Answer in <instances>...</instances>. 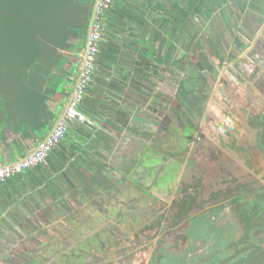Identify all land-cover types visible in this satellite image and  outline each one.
<instances>
[{"label": "flooded vegetation", "instance_id": "obj_1", "mask_svg": "<svg viewBox=\"0 0 264 264\" xmlns=\"http://www.w3.org/2000/svg\"><path fill=\"white\" fill-rule=\"evenodd\" d=\"M129 1L112 0L100 18L83 95L97 69L109 62L104 76L115 79L135 53L143 17ZM163 1L171 35L155 77L141 82L156 88L159 108L153 119L148 109L138 115L150 120L142 144L160 152L146 159L138 189L126 183L97 224L65 239L60 264H264V0H189L183 20L173 15L179 1ZM166 103L187 122L163 112Z\"/></svg>", "mask_w": 264, "mask_h": 264}, {"label": "crops", "instance_id": "obj_2", "mask_svg": "<svg viewBox=\"0 0 264 264\" xmlns=\"http://www.w3.org/2000/svg\"><path fill=\"white\" fill-rule=\"evenodd\" d=\"M117 1L126 6L130 3L129 0ZM137 1L140 0H134L133 3L136 5ZM177 1L182 6L177 5L173 15L180 16L183 20L190 13V9L185 6L190 1ZM16 4L14 11L17 16H11L9 19L8 35L7 33L3 35L6 39L0 44V165L18 162L30 152L37 150L47 135L55 129L63 110L71 103L75 92L74 86L83 68L82 55L88 40L87 34L96 0H23L22 2L16 0ZM196 4H199V1H196ZM122 5L118 4L119 8L116 7L118 8L116 10L126 9ZM173 20L174 18H171V21ZM142 44L145 47L148 45L147 47L156 48L153 42ZM167 50V57L171 58L170 49ZM75 51L79 56L72 57ZM159 56H156L155 61H150L148 66L145 65L149 69H146V72L151 77L156 75L155 71L160 64ZM131 59L130 62L129 55L125 57V65L120 68L122 71L119 70L113 76L115 79H111L114 81L113 84L119 85L117 82L125 76L127 77L124 78L123 83L141 84L143 80L136 79L134 68L140 69L143 64L140 57L136 60L134 57ZM108 66L109 62L105 67L97 69L96 73L98 74L99 70L105 79L104 74L106 75ZM4 69L6 71H3ZM4 74L7 79L4 78ZM139 74L141 76V71ZM95 75L91 87L99 89L104 84L95 81ZM111 80L108 79L109 84ZM104 81L106 82V79ZM137 89L136 87L135 90ZM107 90L106 103L107 105L109 103L111 108L107 110L109 113H105L101 124L111 129L115 127L114 122L119 120L115 112L118 105L115 103L122 89L115 87ZM125 93L127 95L122 93L119 99L123 100V108L130 111V103L136 104L135 101L138 100L136 98L140 93L134 92L133 97L128 94L129 92ZM154 99L151 101L154 110L150 109L152 119L159 108ZM163 112H168L167 105L163 106ZM122 113L124 120L120 121L123 124L121 126L124 134L137 133L139 127H144V122L138 118V114ZM126 137L130 139V135ZM63 139L64 143L61 142L58 147L61 151L65 149V145L75 148L79 164L76 166L70 161L60 167L55 180L60 193L58 195L53 193L54 198L49 195L48 191L51 190H43L44 188L40 191L36 190L33 197L28 199V203L23 201L17 203L18 207L12 209L13 215H0V264H21L20 262L26 261L32 251L41 249L42 252L47 253L50 245L57 251L60 250L59 253H63L58 247H63L65 243L61 230V226L65 225L62 220L42 216V210L57 196L60 198V194H63L71 199L75 208L81 211L80 215L83 219L95 216L96 211L93 209L95 198L109 195L115 185L103 176L101 169L108 166L111 168V173L113 170L119 180H123L126 173H132L133 168L127 165L128 159L131 163L133 158L129 152L132 148L130 140H118L115 143L112 153L108 156L111 162L107 164L94 160L88 152L78 154L81 148L76 146V138L73 134ZM5 145L16 146L17 149L7 154L3 150ZM53 158V160L59 159L58 154ZM83 166H88L93 173L89 174L82 168ZM29 170L30 167L17 172L20 174L18 178L9 177L4 182L0 188V198L3 197L4 202L17 201L18 195H27L29 189L31 191L34 189L32 180H27L26 173ZM79 177L87 180L88 185L81 184ZM123 188V185L114 188L115 193L119 194ZM72 196H75V199ZM80 196L82 200L79 199Z\"/></svg>", "mask_w": 264, "mask_h": 264}, {"label": "water", "instance_id": "obj_3", "mask_svg": "<svg viewBox=\"0 0 264 264\" xmlns=\"http://www.w3.org/2000/svg\"><path fill=\"white\" fill-rule=\"evenodd\" d=\"M169 2V0H167ZM138 3L135 5L130 6L129 9L130 11L134 12L135 14L140 15L143 17L142 24L137 23V25L140 26L139 32H141L140 38H138V41L136 44H134L135 47V53L134 55H129L130 57V62L132 61V57H134V60H136L138 57L141 59V64L143 66L140 68V70L135 67L134 68V74L136 75V79L138 81L145 80L146 77H142L147 74V69L145 65L148 66L150 64V61H155L157 53L159 52V48L161 45L165 44L163 41L167 35H171V26H173V23L171 21V18L166 16V11L168 8H165L166 5L170 6L169 3L163 1V0H140L137 1ZM100 0H96V5L94 7L93 11V17L90 22V27L89 31L87 34V43L90 40V34L92 32L93 28V23L94 19L96 16V10L99 6ZM176 3V1H174ZM125 9V8H124ZM166 9V10H165ZM126 12H128V8L126 7ZM157 10V11H156ZM125 13V11H124ZM127 20V18H126ZM127 22V21H126ZM172 24V25H171ZM113 37L114 35H118V33L113 32ZM138 36V35H135ZM121 39L124 40V37L121 36ZM154 43L156 45V48H150V47H145L144 44L142 43ZM85 47V51L82 55L83 57V62H82V67L85 65L86 58L88 57L89 53V45ZM110 45H107V48H109ZM123 53V52H122ZM79 56V53L77 51L73 52V56ZM70 57V56H69ZM122 59V58H121ZM156 63V62H155ZM147 69V70H146ZM132 71V70H131ZM140 71H141V76H140ZM138 72V73H137ZM95 81L101 82L104 85L100 87L99 89L97 87H88V90L85 92L83 95L81 101L78 103V107L81 111H83L87 119H90L91 122L89 121H82L79 120L78 118H74L68 121L67 124V131L66 134L63 138H65L67 135L73 134L76 138L75 144L76 146L81 148V151L78 152V154H85V152H88L90 156L97 161H100L102 163H107L109 164L111 161L108 160V156L110 153H112L113 148L115 143L118 140H124L126 135H130V141L132 144V148L129 151L130 154L133 156L130 167H132V173L136 176L132 177L131 171H128L131 173H126V177L123 180H119L118 176L116 173L112 170L111 173V168L106 166L105 168L101 169V173L103 176H105L107 179H110L115 185L113 186V190L110 191L109 195L107 196H99L95 198V203H94V210L100 214V216L96 215L88 217L87 219H83L80 216L81 211L71 203V199L68 198L67 196H64L63 194H60V198L57 196L53 201H51L50 205H48L46 208L42 210V216L48 217L49 219L53 220H62L63 224L65 225L64 227L61 226V230L63 231L62 236L67 239V242H73V237H76L80 234H82L85 231L90 230L93 225L100 220L101 215H105L103 211H105V203L108 201V198L112 195L117 196L115 194V189L118 186L123 185L125 186L126 183H130L133 185L135 188L138 189L139 184V178H138V173L142 170V167L144 166V163L146 159L149 157H155L158 155L160 152L156 146L152 143H148L146 146L142 144L143 141V130L144 127H139L137 129V133L135 132H130L125 134L122 132V122L120 120H124V116L122 115V112H130V113H135L143 117L144 110L149 111L150 109L154 110L151 101L156 97V88L153 87L151 89L150 87L142 86L141 84H125L123 83L124 81L117 82L119 85L113 84V87H119L122 89L121 94H118L117 96L120 98L122 96V93L127 95L125 92H129L131 97H133L134 92L135 93H140L135 101V103H130V111L124 109L123 105V100L117 98L116 101L118 105L116 116L118 117V121L114 122L115 127L111 129H107L105 125L101 124L103 119L105 118V113H109L107 110L111 108L109 106V103L107 105L106 103V90L110 86L108 78L105 77L106 82L104 81L105 79L102 77V74H98L95 72ZM80 81V80H79ZM77 82V84L79 83ZM77 84L74 86L76 89ZM124 84L126 85L124 87ZM107 86V87H105ZM136 87L138 88L137 90ZM74 89V91H75ZM139 90V91H138ZM73 91V92H74ZM71 103H69L68 106L63 110L64 112L61 114L62 117L65 116L67 108L70 106ZM167 104V109L168 112H170L173 116L179 117L181 120V124H185L187 122V119L184 117V115H187V112L185 109H183L180 106H175L172 107L173 110H170L171 105ZM55 113V111H53ZM120 113V114H119ZM56 114V113H55ZM120 115V116H119ZM148 116V115H147ZM151 117V114L149 115ZM122 119H121V118ZM185 119L186 121H183ZM120 121V122H119ZM150 120L148 121H143L145 124H148ZM185 122V123H184ZM152 123V122H151ZM58 124V123H57ZM56 124V125H57ZM152 126V125H151ZM129 131V130H128ZM152 134L153 132L150 131ZM153 137V135H152ZM151 137V138H152ZM61 139L59 144L63 142L64 139ZM148 139H151L150 137H147ZM70 139V137H69ZM71 140V139H70ZM66 142V141H65ZM64 143V142H63ZM72 143V141H71ZM58 144V146H59ZM62 144V143H61ZM60 144V145H61ZM56 147L53 149L50 154L47 156L45 162L38 164L37 166H32L30 167V170L26 173L27 180H32L34 189L32 191L29 189L27 191V195H18L17 201H10V202H4L5 199L1 197L3 200H0V215H8L12 214L13 215V210L14 208L18 207L17 203H20L21 201L28 203V199L33 197L34 191L36 190H51L48 191L49 195L51 198H54L53 193L58 195L60 193L59 188L55 185V180H56V175L60 171L61 166H65L68 162H73L77 166L79 163L77 161V154H76V149L73 147H70L69 145H65V149L63 151L60 150L59 147ZM16 146L8 147L4 146L3 150L7 154H11L16 150ZM57 160H53L54 156H57ZM53 156V157H52ZM165 156V154H164ZM108 160V161H107ZM130 162V159H128ZM77 162V163H76ZM0 165V167L5 166ZM116 168V166L114 165ZM84 170L88 171L89 174H92L93 172L88 168V166H83L82 167ZM135 168V169H134ZM20 176L19 173L13 174L11 177L16 179ZM10 177V178H11ZM34 180V181H33ZM79 181L83 185H88V181L85 180L84 178L82 179L79 177ZM127 187V186H125ZM54 190V191H52ZM125 188L121 189L119 192V196L122 193L121 191H124ZM1 196V195H0ZM75 199V196H72ZM82 196L79 197L80 200ZM0 198V199H1ZM77 200V199H76ZM167 218V215H165L164 220ZM83 219V220H82ZM163 220V221H164ZM94 223V224H93ZM64 239V240H65ZM50 245V244H49ZM48 245V246H49ZM63 251L64 249V244L63 247H58ZM59 251L56 250V248H53V246L50 245V248H47V253L44 251L42 252L41 249H38V251L34 252L32 251L27 260H23L20 263L21 264H60V261L63 257V253H59Z\"/></svg>", "mask_w": 264, "mask_h": 264}, {"label": "built area", "instance_id": "obj_4", "mask_svg": "<svg viewBox=\"0 0 264 264\" xmlns=\"http://www.w3.org/2000/svg\"><path fill=\"white\" fill-rule=\"evenodd\" d=\"M111 5L112 0H100L99 6L96 10L92 32L90 34V48L88 53L89 58L86 60L85 67L81 75V80L76 86L71 104L67 108L65 116L58 121L55 129L47 135L37 150L30 152L18 162H11L3 167H0V188H2L4 182L13 174L22 172L29 167L37 166L38 164L45 162L50 152L58 146L60 140L65 136L69 120L78 118L82 121L91 122L90 119H87L86 114L79 109L78 103L83 97V90L86 83L90 80V72L93 65L92 58L99 50V40L102 31L100 18L106 12V10L111 7Z\"/></svg>", "mask_w": 264, "mask_h": 264}, {"label": "rangeland", "instance_id": "obj_5", "mask_svg": "<svg viewBox=\"0 0 264 264\" xmlns=\"http://www.w3.org/2000/svg\"><path fill=\"white\" fill-rule=\"evenodd\" d=\"M17 1L22 2L23 0H17ZM16 5H17L16 0H0V44L2 40L4 42V40L6 39L4 38L3 35L7 33L9 19L11 18V16H17L15 15V11H14ZM3 71L6 70L4 69ZM4 78L7 79L5 74H4ZM104 244L106 243L104 242Z\"/></svg>", "mask_w": 264, "mask_h": 264}]
</instances>
